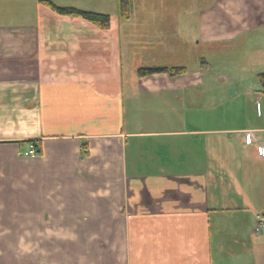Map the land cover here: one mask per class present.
<instances>
[{
	"label": "crops",
	"instance_id": "0c3cea01",
	"mask_svg": "<svg viewBox=\"0 0 264 264\" xmlns=\"http://www.w3.org/2000/svg\"><path fill=\"white\" fill-rule=\"evenodd\" d=\"M32 4L17 23L0 10V264H229L226 235L232 262L264 264L259 84L194 113L199 71L124 81L127 49L100 32L111 23L63 17L71 32L53 34L50 10ZM201 4L198 42L259 64L264 0ZM66 38L55 58L51 40ZM143 42L168 48L159 36ZM211 215L229 225L209 228Z\"/></svg>",
	"mask_w": 264,
	"mask_h": 264
},
{
	"label": "rangeland",
	"instance_id": "374dc122",
	"mask_svg": "<svg viewBox=\"0 0 264 264\" xmlns=\"http://www.w3.org/2000/svg\"><path fill=\"white\" fill-rule=\"evenodd\" d=\"M50 1L58 6H71L109 15L111 29L100 32L114 34L116 38L120 37L122 49H127V52L121 51L120 53V61L123 65L122 79L124 81L131 82L135 80L137 78L136 71L139 68L153 66H183L187 68L188 72L199 71L203 83L192 88L193 99L195 98L196 104L193 106L194 113H201L200 109L204 107L201 104H205L206 101L212 102L214 99H218L219 96L225 97L224 100L227 103L231 102L229 101V97L235 96V92L240 91L237 90V87L249 85L253 89L257 85L255 76L251 77L256 72L252 73L250 71L252 67H262L260 65L264 61V46L259 47L258 60L260 63L256 65L254 63L255 57L241 56L239 52H231L229 49L224 48V46L219 47L217 43L205 44L200 40L198 42V36L202 32L200 20L204 10L201 3L203 1L206 2V0H130V14L127 19H121L119 16L118 0ZM215 9L217 10V16L220 10L218 7ZM0 10L4 11L2 20L4 23L9 19H12L13 23H17V21L20 22L22 20V12L29 10V12L34 11L35 13V6H33L32 0H0ZM48 15H50L51 19L50 32L53 34H67L71 32L70 25L67 24L69 21H65L64 23V20L61 19L67 16H59L51 10ZM48 15L45 13L40 17L46 21ZM44 31L47 32L46 28ZM82 31H86L84 27ZM262 31L264 32V27L256 29L257 34ZM145 36L148 38L150 36H159L163 40V44L168 48L163 50L158 47L150 48L148 45L145 46V42L142 43ZM63 41H66L67 44L72 43L67 38L65 40H51V51L55 58H59L58 52ZM123 43L130 45L125 48ZM224 74H228L232 79L225 82L217 81ZM245 77L247 80L249 77L251 78H249L248 82L243 81L239 83ZM235 82L239 84L236 86ZM230 107L231 105H227V108ZM156 109L157 106L151 111L152 114L156 115L159 113L160 115H165L167 105L163 106L164 114L158 112ZM208 111L211 114L218 113L219 108L211 105ZM226 221L225 219H217L216 215H211L209 218V228H224V226L229 225ZM224 237L232 248V256L224 258H229V264H235L231 260V257H235V245L231 243L233 240H231L230 235ZM212 257L214 258L212 260L213 264H219L216 259L217 256L213 255Z\"/></svg>",
	"mask_w": 264,
	"mask_h": 264
},
{
	"label": "trees",
	"instance_id": "16d2710c",
	"mask_svg": "<svg viewBox=\"0 0 264 264\" xmlns=\"http://www.w3.org/2000/svg\"><path fill=\"white\" fill-rule=\"evenodd\" d=\"M36 2L45 6L59 16L82 19L101 30H107L110 27V17L107 14L82 10L71 6H58L50 0H36ZM118 9L120 18L127 19L130 14V0H118ZM183 72H185L184 67L153 66L147 68H139L137 70V75L139 77H147L153 74L164 73L170 77H173L181 75ZM255 79L259 84L260 89L264 91V72L257 74Z\"/></svg>",
	"mask_w": 264,
	"mask_h": 264
},
{
	"label": "built area",
	"instance_id": "2783aa9c",
	"mask_svg": "<svg viewBox=\"0 0 264 264\" xmlns=\"http://www.w3.org/2000/svg\"><path fill=\"white\" fill-rule=\"evenodd\" d=\"M35 149H34V147L33 146H31V148H30V150H29V152H28V155H30V156H34L35 155ZM258 228H259V224H258V226H256V230H258Z\"/></svg>",
	"mask_w": 264,
	"mask_h": 264
}]
</instances>
